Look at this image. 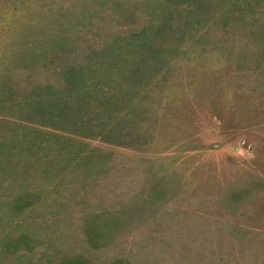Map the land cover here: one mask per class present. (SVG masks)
I'll return each mask as SVG.
<instances>
[{
	"label": "rangeland",
	"instance_id": "obj_1",
	"mask_svg": "<svg viewBox=\"0 0 264 264\" xmlns=\"http://www.w3.org/2000/svg\"><path fill=\"white\" fill-rule=\"evenodd\" d=\"M0 264H264V0H0Z\"/></svg>",
	"mask_w": 264,
	"mask_h": 264
}]
</instances>
